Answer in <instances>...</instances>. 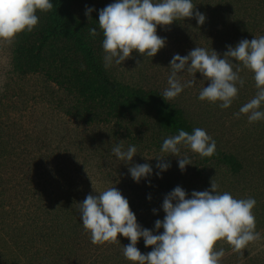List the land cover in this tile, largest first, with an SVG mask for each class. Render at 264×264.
<instances>
[{
    "label": "trees",
    "instance_id": "obj_1",
    "mask_svg": "<svg viewBox=\"0 0 264 264\" xmlns=\"http://www.w3.org/2000/svg\"><path fill=\"white\" fill-rule=\"evenodd\" d=\"M192 2L194 8L196 7L199 12L205 14L207 19L203 26L197 23L195 17L186 19V24L184 22L176 24V27L183 29L182 40H186L189 51L199 46L207 49L209 53L214 49L222 57L228 45L235 47L242 39L251 41L255 37L264 36V0H192ZM88 7L93 6L91 4ZM93 8L96 11L91 14V21L86 15L73 21L69 17L62 18L57 13L54 14L53 19L50 16L49 21L42 18L41 23L37 25L38 30L32 32L33 37H28L25 46L19 47L17 60L20 65L23 62L29 64L30 60L33 67H29L28 72H43L59 83V86L69 92H74L76 96L91 95L94 98L93 104L98 96L97 93H103L102 98L105 101L99 102L98 106L94 105L98 111L101 108H105L106 111L104 115H98V118L94 120L96 127L99 128L83 135L81 139L90 138L92 143L103 144V147L93 148L95 153H98L101 159H114L115 162L102 163L101 167L100 165L93 166L90 165L91 162H85L87 160H84V163L78 159L73 160L74 155L70 151H65L68 158L64 159V151H60V148L47 150L44 155L46 161L44 167L48 169V171L46 169L48 174H51L54 168L49 162L51 157L57 160L56 168L61 166L55 172L64 171L63 168H68V165L72 168L73 165L70 163L84 166L89 164L85 166L88 172H83L86 179H82L76 190L73 180L67 178V188L63 187L64 191L55 192L50 187H46L49 191L45 190L44 193L36 196L29 190L30 184L27 177L19 179L21 175L18 173L19 170L31 168L32 165L25 157V151L14 150L10 156L14 155L17 160H21L19 165L14 159L9 158L10 156L5 165H0V226L5 231L7 230L6 234L0 233V264H130L123 256V246L130 243L128 239L120 236L119 241L115 243L93 245L90 234L85 231L80 220V212L76 203L83 202L89 194H97L92 192L89 185L87 189L83 186L87 181L90 185L92 184V180L96 179L92 173L99 168L104 172L100 169L98 171L104 174L101 179L103 187L99 191L117 187L128 199L138 223L144 228L154 231L155 221L163 220L165 215L163 211L154 212L149 209L154 208L153 203L162 202L161 198L168 194V190L171 192L176 186H181L190 195L192 191L210 189V182L215 178L221 193L227 191L237 199L255 198L257 203L253 213L256 219V230L261 235L264 234V211L259 208L261 201L257 194L250 191L253 188L255 177L260 181L263 180L264 159L249 164L253 167L254 165L261 166L260 169L250 173L251 169L245 165L250 162L249 159L241 160L237 154L216 149L212 157L202 158L199 154H192L189 158L192 165L187 166L184 172L176 167L162 173V178L154 174L147 181L142 180L136 183L131 178L128 168L140 164L136 160V157H139L138 154L134 157L137 163L133 160L132 165H127L112 153L113 146L121 142L118 131L123 126H127L126 121L131 122L130 113L136 104L146 106V111L152 113L150 122L155 128L151 135L149 150H161L162 128L172 126L176 131L183 129L191 134L198 125L178 98L167 101L163 99V92L166 88L128 83L120 80L113 66L108 69L104 67L103 34L98 26L100 9L99 7ZM83 21L86 23L84 24ZM92 27L97 29L98 34L95 37H92L89 31ZM52 37H55L57 47L60 44L64 46L56 55L57 60H55L54 51L50 49ZM65 50L73 54L79 66L78 69L60 75V69L68 66H58L68 58L64 54ZM239 75L245 81L241 88L243 93L249 92L250 89L252 95L255 94L257 89L253 74L242 68ZM186 77L194 78L188 75ZM59 78L60 81H58ZM91 78L98 80V87L95 89L90 87ZM201 79L203 76L197 73L196 82ZM195 86V88L199 87L197 84ZM237 87L240 90L239 85ZM241 98L240 103L244 99L243 96ZM234 101L238 100L234 99ZM85 104L89 107L86 101ZM157 112H162L171 122L163 124L157 117ZM85 115L86 112L83 113V116ZM85 121L89 122L86 118ZM130 145L132 144L124 142L125 149ZM62 156L63 159H61ZM152 167L153 172L156 173L158 171L156 166L152 165ZM111 169L112 172H116V175L107 172ZM151 193L153 194L150 195ZM153 195H159V197L155 201L149 200V197ZM146 200L151 201L148 203L150 206L147 205V210H141ZM28 201L30 204L25 207ZM261 204L264 206V202ZM255 243L250 244L241 253H236L231 251L227 243L218 242L217 248L223 247L226 253L222 264H264V250L253 249ZM137 247L142 254L152 250L145 247L143 239L138 242Z\"/></svg>",
    "mask_w": 264,
    "mask_h": 264
},
{
    "label": "clouds",
    "instance_id": "obj_2",
    "mask_svg": "<svg viewBox=\"0 0 264 264\" xmlns=\"http://www.w3.org/2000/svg\"><path fill=\"white\" fill-rule=\"evenodd\" d=\"M52 8V0H0V42L11 43L24 32L33 31L39 23L37 12ZM94 11L92 7L86 8L85 15L90 21ZM193 17L201 26L207 19L194 8L192 0H114L99 10L104 67L124 64L134 52L155 57L166 46L165 38L157 34V27ZM89 31L92 37L98 34L95 27ZM242 68L253 74L257 91L234 116L244 114L250 124L264 121V36L251 41L242 39L235 47L228 45L222 57L214 49L209 53L199 46L186 56L174 54L163 99L173 100L185 88L195 86L199 73L207 85L200 90L198 99L228 109L238 96L237 85L242 88L245 84L239 75ZM181 73L194 78L182 82ZM182 147L202 158L212 157L217 149L215 140L202 128L193 129L191 134L181 129L165 138L161 152L176 157L181 172L192 165L187 156L181 157ZM112 153L132 165L137 147L130 145L125 149L121 141L113 146ZM154 159L158 161L156 173L150 163L128 168L136 183L147 181L154 174L162 178L161 174L171 167L167 158ZM210 183V189L192 191L190 195L176 186L163 199L161 207L165 215L163 220L155 221L154 231L138 223L128 199L117 187L97 191L93 185L97 194H89L76 205L93 245L115 243L120 236L130 241L123 246V256L130 264H222L226 253L223 247L217 248L218 242H225L231 251L241 253L262 239L253 213L257 202L252 197L237 199L227 191L221 193L215 178ZM141 239L145 247L152 249L150 252L142 254L138 249Z\"/></svg>",
    "mask_w": 264,
    "mask_h": 264
},
{
    "label": "rangeland",
    "instance_id": "obj_3",
    "mask_svg": "<svg viewBox=\"0 0 264 264\" xmlns=\"http://www.w3.org/2000/svg\"><path fill=\"white\" fill-rule=\"evenodd\" d=\"M52 2L53 8L50 11L37 12L39 23H41L42 18L49 21L51 16V19H53L55 13L59 14L62 18L69 17L70 20L77 21L85 15L86 8L89 5L92 4L93 7H99L101 10L113 3L114 0H52ZM185 20L182 19L174 22L171 26L157 27V34L165 38L166 46L155 57H143L139 53L134 52L132 57L126 60L124 64L113 65L115 74L120 77V80L122 79L128 83L142 86L167 88L170 60L173 55L178 53L181 56H186L189 52V47L185 43L186 40H182L183 29L176 27L178 23L184 22L186 24ZM83 23L85 24L86 21H83ZM37 30L36 27L31 32H24L11 43L0 42V165H5L9 161L8 157L12 155L14 150L18 152L25 151V157L29 159V163L32 166L31 168H24L23 171L19 170L18 173L21 175L19 179H24L26 176L30 184V192L39 196L45 190L49 191L46 187H50L55 192L64 191L63 187L67 188V178L73 180L74 189L76 190L81 184L82 179H86L83 172H88V168L85 166L89 164L84 166L74 163H70L73 165L72 168L68 165V168H63L64 171L55 172L61 166L56 168L57 160L51 157L49 162H51L54 168L50 172L51 174H48L46 172L47 168L44 167L46 165L44 155L47 150L60 148V151H64V159L68 158L65 151H70L74 155L73 160L78 159L81 163L87 160L85 162H91L92 164L90 165L93 166L100 165L101 167L103 166L102 163L108 162L110 164L115 161L114 159H101V156L95 153V149L93 148L98 149L100 146L103 147V144L92 143L90 138L81 139L83 135H87L92 130H98L99 128L96 127L94 120L98 118V115H104L106 111L104 110L105 108H101L98 111L95 109V106H98L99 102L103 103L105 101L102 98L104 97L103 93H97L98 96L93 104L94 98L89 94L76 96L74 92H69L64 87L59 86V83L49 78L43 72H28L33 67L30 60H27L29 64H24V62L22 65L19 64L17 60L19 47L21 45L25 46L26 39L33 37L32 32H36ZM58 36L60 38L61 35L59 34ZM51 41L52 45H50V49L54 51L56 56L64 46L60 44L58 46L60 48H58L55 37H52ZM64 54L68 58L64 63L58 64V66H68H63L60 69V75L70 70L78 69L79 66L73 54L68 50H65ZM57 58L56 56L55 60ZM180 75L182 82L189 79L184 73ZM58 81H60V78ZM89 84L90 87L95 89L98 87V80L91 78ZM196 84L199 86L198 88H195L196 86L194 88H185L177 98L182 102L190 116L194 118L198 125L197 128L204 129L215 140L217 149L237 154L241 160L244 158L249 159L250 162L245 163V165L251 169L250 173L260 169L261 166L259 165H254L253 167V165L249 164L264 159V121L250 124L246 115L241 114L239 118L234 116V113H238L240 107L253 98L256 93L252 95L250 89L249 92L243 93V90L240 88L238 95L243 96L242 103H240L242 98L236 97L235 100L238 101H233L230 108L221 109L218 104H211L206 101L202 102L198 99L200 90L207 85L204 77L200 81H197ZM88 92L90 93L91 91L89 90ZM85 101L89 104V107H87ZM146 110V106L136 104L130 113L131 122L126 121L128 123L127 126H123L118 131L119 138L123 141V144L124 142L130 143L137 147L139 157H136V160L140 164L150 163L156 166L158 161L154 158L163 157L167 158L168 162H170L171 167L169 169L178 167L176 157H168V154L162 153L161 150H149L148 146L150 147L151 135L154 133L153 129L155 127L150 122V115L152 113ZM84 112H86L85 116H83ZM157 117L163 124L171 122L162 112H157ZM85 118L89 122H86ZM176 134H178V131L172 126H167L164 129L162 128L161 139L164 140ZM59 154L61 156V152ZM192 154L196 153H193L190 149L181 148V157L187 156L190 158ZM63 156L61 159H63ZM9 158L14 159L17 165L21 161L17 160V157L14 155ZM61 159L58 158L59 162H61ZM136 160H134L135 163H137ZM99 169L97 171L94 170L92 173V176L96 177V179L92 180V186L87 181L83 186V188L86 187L84 189H87V185H89L92 192H94L93 185L97 191L103 187L101 179L104 177V172L103 169H100L103 173L98 172ZM112 169L107 170V172L116 175V172H112ZM248 178L252 179L251 176ZM254 180L253 188L250 191L258 195L261 201L259 208L264 211V206L261 204L264 202V176L262 181L256 177ZM169 192L168 190L167 193ZM150 197L155 201L159 195ZM163 199L161 198L162 202L151 203L152 206L154 205V208L151 207L149 210L163 211L161 207ZM150 202L146 200V204L143 203L144 208L141 210H147V205ZM29 204L30 201L25 204V207ZM6 231L0 226V233L6 234ZM261 236L262 239L254 244L253 249L264 250V234Z\"/></svg>",
    "mask_w": 264,
    "mask_h": 264
}]
</instances>
